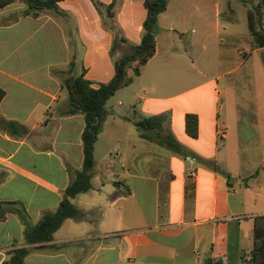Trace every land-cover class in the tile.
<instances>
[{
    "label": "crops",
    "instance_id": "1",
    "mask_svg": "<svg viewBox=\"0 0 264 264\" xmlns=\"http://www.w3.org/2000/svg\"><path fill=\"white\" fill-rule=\"evenodd\" d=\"M143 1L115 0V31L91 0H62L63 16H26L21 0L0 8V202L18 204L30 224L56 210L82 168L84 117L65 115L70 63L93 84L109 82L114 35L140 44ZM220 1L170 0L154 56L106 104L91 188L72 199L86 219H67L52 241L28 245L18 217L7 214L0 264L18 248L28 249L26 264H248L255 218L264 217V48L251 50L247 12L238 10L246 20L240 31L233 4L221 34L227 42L218 23L209 40V4ZM196 60L203 70L195 75L187 66ZM187 114L197 116L195 138L185 130ZM155 116L181 154L140 137L133 123ZM110 124L118 127L106 133Z\"/></svg>",
    "mask_w": 264,
    "mask_h": 264
},
{
    "label": "trees",
    "instance_id": "2",
    "mask_svg": "<svg viewBox=\"0 0 264 264\" xmlns=\"http://www.w3.org/2000/svg\"><path fill=\"white\" fill-rule=\"evenodd\" d=\"M62 0H21L26 6L23 14L38 17L41 12H50L55 16H63L58 3ZM256 4L246 2L248 34L251 38V50L264 48V0H255ZM15 0H0V8L14 3ZM100 14H104L108 23L104 26L115 31V0L109 5H104L98 0H91ZM170 0H144L146 17L142 24L141 41L138 45H130L117 33L114 35L110 48V57L114 64V76L107 83L93 84L84 79L83 72L74 74L71 62L66 72L63 85L68 95L66 116L81 114L84 117L85 126L82 133L83 163L82 168L75 175L64 192L63 199L53 212H47L35 224L28 222L25 211L15 202H0V222L6 219L7 214L18 217L24 227L23 238L26 244H44L52 241L54 233L62 226L65 220L72 219L77 222L84 221L87 214L79 210L72 199L90 190V179L95 165L94 147L98 135L101 133L106 119L107 102L115 93L129 86L134 77L140 75L141 68L154 56L156 52L155 36L158 32L157 21L160 14L164 13ZM4 98V92L0 89V102ZM163 118L159 116L143 118L133 124L140 137L148 141H156L173 153L181 154L180 145L170 135H161ZM185 130L189 137L197 136V116L187 114L185 117ZM155 133L154 136H150ZM26 248H18L8 253L6 264H26ZM251 260L248 264H264V217H256L253 231V247L250 252ZM243 262L245 260L243 258ZM205 264H214L212 260H206Z\"/></svg>",
    "mask_w": 264,
    "mask_h": 264
},
{
    "label": "rangeland",
    "instance_id": "3",
    "mask_svg": "<svg viewBox=\"0 0 264 264\" xmlns=\"http://www.w3.org/2000/svg\"><path fill=\"white\" fill-rule=\"evenodd\" d=\"M229 1V2H228ZM233 1V2H232ZM246 2L248 3H252V4H256V1L255 0H224V2H217L219 4V12L218 14L216 13V7H217V3H211L209 4V8H208V13H207V17L206 19H208V38L210 41H214V35H215V28H216V24L218 23L219 24V30H220V36L221 34L223 33V26L227 29V25L224 24V18H225V15H227V8H228V5L230 6V4H233V6L235 7V9L237 10L236 11V14L235 16L237 17L238 19V25H237V29H239L240 31L242 30H245L246 29V20H245V16H241V11H238L239 9L240 10H243L242 8H244V10H246V12L248 11L249 7L247 6ZM199 28H197L198 30ZM194 37H198L199 36V30H198V33L196 35H193ZM179 38V37H177ZM181 38H182V42H189L190 41V33L189 32H186L184 33L183 35H181ZM222 40H224V42L226 43L227 40H226V37L224 36H221ZM240 45H243V43H240ZM197 46H199V42L197 43ZM246 49V48H245ZM246 55V54H244ZM194 59H197L196 58V55H194ZM188 67V72L191 73V74H198L197 71L198 70H203V67L201 66V61L200 60H196V67L193 69L191 68L189 65L187 66ZM207 70V69H206ZM211 70V71H210ZM214 72V68L211 67L209 68L208 70V73H213ZM186 100H182L181 103H185ZM190 102V101H188ZM205 110L206 111H209L210 110V105H209V101H207V104L205 106ZM116 123H120V121H115ZM118 127L117 124L115 125H109L106 129V133H109V132H112L114 131L116 128ZM104 150H105V147L102 146V147H99L98 149V156L101 157L103 154H104ZM118 168H119V164H117ZM20 198L21 199H24L25 198V190L24 188L21 189V192H20ZM113 264H117L116 262H114Z\"/></svg>",
    "mask_w": 264,
    "mask_h": 264
},
{
    "label": "built area",
    "instance_id": "4",
    "mask_svg": "<svg viewBox=\"0 0 264 264\" xmlns=\"http://www.w3.org/2000/svg\"><path fill=\"white\" fill-rule=\"evenodd\" d=\"M226 131H225V129L224 128H220V129H218L217 130V138H219V139H223L224 138V136H225V133ZM195 176H196V173L195 172H192L191 174H190V177L191 178H195ZM247 260H251V256H249L248 258H247Z\"/></svg>",
    "mask_w": 264,
    "mask_h": 264
}]
</instances>
